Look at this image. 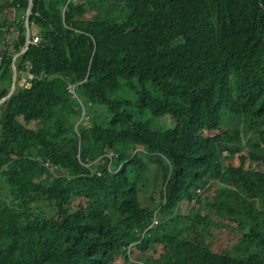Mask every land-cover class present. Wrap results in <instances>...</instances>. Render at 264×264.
Listing matches in <instances>:
<instances>
[{
    "label": "trees",
    "instance_id": "16d2710c",
    "mask_svg": "<svg viewBox=\"0 0 264 264\" xmlns=\"http://www.w3.org/2000/svg\"><path fill=\"white\" fill-rule=\"evenodd\" d=\"M28 3L0 1V99ZM30 25L0 264H264V0H34Z\"/></svg>",
    "mask_w": 264,
    "mask_h": 264
},
{
    "label": "water",
    "instance_id": "95a60500",
    "mask_svg": "<svg viewBox=\"0 0 264 264\" xmlns=\"http://www.w3.org/2000/svg\"><path fill=\"white\" fill-rule=\"evenodd\" d=\"M29 3H28V8H27V19L25 21V28H26V46L25 48L21 51V53L15 55L14 57V60H13V65H12V69H13V79H12V86H11V89H10V92L9 94L3 98L1 101H0V108L1 106L6 102L8 101L9 99H11L14 94L16 93L17 91V87H18V84H17V67H16V62H17V59L19 57H21L25 52H27L29 46L31 45V25H30V16L32 14V9H33V5H34V0H28ZM26 82V80H23L22 84H20V86H24V83Z\"/></svg>",
    "mask_w": 264,
    "mask_h": 264
},
{
    "label": "crops",
    "instance_id": "0c3cea01",
    "mask_svg": "<svg viewBox=\"0 0 264 264\" xmlns=\"http://www.w3.org/2000/svg\"><path fill=\"white\" fill-rule=\"evenodd\" d=\"M6 13H8L9 15H11V14L13 15L11 17V21L12 22H16V20H18V13H16L14 10H11L9 12L5 11V12H3V13L0 14V26L3 25V23H5V22H7V25H9V26L11 24V21H9V18H8V16H7ZM6 17L8 18V20L6 19ZM20 19H23L24 20V16L23 17L21 16ZM5 20H7V21H5ZM12 30H14V28ZM12 30H11V32L9 34L5 35V37H6L5 42H7V43H9V41H11V38H9L10 35H13V34L16 35V32L15 31L12 32ZM5 48H6V46L4 45L3 46V49L5 50ZM0 50H2V46H0Z\"/></svg>",
    "mask_w": 264,
    "mask_h": 264
},
{
    "label": "rangeland",
    "instance_id": "374dc122",
    "mask_svg": "<svg viewBox=\"0 0 264 264\" xmlns=\"http://www.w3.org/2000/svg\"><path fill=\"white\" fill-rule=\"evenodd\" d=\"M2 3H4V1L5 0H0ZM10 1H13V0H10ZM81 0H77V2H80ZM7 14V16H8V18H9V21H11V17L13 16L12 14L11 15H9L8 13H6ZM24 16V14L22 15V17ZM16 17V16H15ZM8 18L6 17V19L8 20ZM7 20H5V21H7ZM11 24H12V21H11ZM14 30H12V32H13ZM2 32H3V29H2V27H0V46H2V50H3V46L5 45V40H6V37H4V36H2ZM2 50H0V51H2ZM22 82H23V79H19V77L17 76V84L18 85H20V84H22ZM24 84H26V82L24 83ZM2 99H0V101H1ZM1 109V108H0ZM155 125H157L156 123H154ZM145 181V180H144ZM141 182V181H140ZM142 183V182H141ZM145 184H146V181H145ZM151 186V190L153 189V187H152V185H150ZM215 191V189H213L212 190V192H214ZM209 196H210V194H209ZM228 242H229V246L232 244V242L228 239L227 240ZM236 241H233V243H235Z\"/></svg>",
    "mask_w": 264,
    "mask_h": 264
},
{
    "label": "clouds",
    "instance_id": "9594fccd",
    "mask_svg": "<svg viewBox=\"0 0 264 264\" xmlns=\"http://www.w3.org/2000/svg\"><path fill=\"white\" fill-rule=\"evenodd\" d=\"M69 1H73L74 3H82V0L80 1V2H77V0H69ZM26 19H27V12H26V14L24 15V21H26ZM33 36H37L35 33H34V31H33V27H31V39H30V41H31V45H36V44H32V38H33ZM16 37H17V33H16V35H10V37L9 38H11V41H9V43L8 44H13V42L15 41V39H16ZM39 37V36H38ZM21 53V52H20ZM18 60V59H17ZM12 72H13V69H12ZM18 74V73H17Z\"/></svg>",
    "mask_w": 264,
    "mask_h": 264
},
{
    "label": "built area",
    "instance_id": "2783aa9c",
    "mask_svg": "<svg viewBox=\"0 0 264 264\" xmlns=\"http://www.w3.org/2000/svg\"><path fill=\"white\" fill-rule=\"evenodd\" d=\"M40 42H41V40H40V38L38 36H33V38H32V44H39ZM70 91L71 92H74L72 89H70ZM114 156H115V153H110L109 154V157H110L111 161H112V157H114ZM83 165L85 167H90L91 166V164H87V163H83ZM108 168H112V164L111 163H110V165H109ZM98 175L100 176L101 173H98Z\"/></svg>",
    "mask_w": 264,
    "mask_h": 264
}]
</instances>
